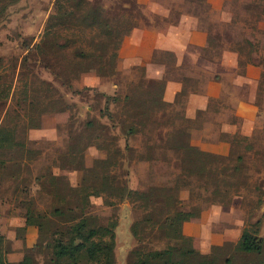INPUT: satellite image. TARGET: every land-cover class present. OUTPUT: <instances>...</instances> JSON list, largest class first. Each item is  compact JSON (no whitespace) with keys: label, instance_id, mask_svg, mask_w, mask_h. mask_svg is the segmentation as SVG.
I'll use <instances>...</instances> for the list:
<instances>
[{"label":"rangeland","instance_id":"374dc122","mask_svg":"<svg viewBox=\"0 0 264 264\" xmlns=\"http://www.w3.org/2000/svg\"><path fill=\"white\" fill-rule=\"evenodd\" d=\"M88 1L102 5L108 18L119 17L122 4L126 11L120 18L129 22L127 29L120 27L111 35L114 55L105 61L107 70L102 75L94 68H77L70 47L48 51L47 66L32 57L23 63L22 41L31 46L39 39L53 0H17L0 13V75L11 81L7 105H0V122L3 118L11 122V108L18 110L11 96L24 91L40 106L46 102L43 93L56 98L50 106L65 105L46 108L37 127L17 126L15 135L22 146L4 152L0 234L5 259L15 262L29 254L33 264H45L50 235L82 212L99 223L116 219L114 264H131L130 250L135 246L158 248L171 241L156 227L164 215L181 210L192 213L181 222V232L216 264H264V0ZM229 16L238 21L228 23ZM240 19L248 21L243 24ZM140 27L169 28L172 43L184 50L183 59L186 51H197L185 42L186 34L202 29L205 42L200 59L207 60L209 76L192 75L203 82L210 79L206 92L214 97L205 104L206 98L192 97L197 81L194 84L186 72L168 65L171 58L165 51L151 56L162 57L163 67L148 68L122 57L128 53L125 36ZM152 36L138 37L136 52L145 54L155 43ZM241 36L254 45L244 64L259 62L261 77L255 81L253 69L239 68L236 74L245 78L235 85L234 74L220 69L229 67L226 53L233 51L228 47ZM193 37L198 40L196 34ZM221 73L227 76L216 81L219 89L211 77ZM169 81L179 82L180 93L166 100L162 90L160 99L161 82ZM21 83L28 85L26 90L20 91ZM241 97L252 101V110L239 103ZM102 169L145 193V199L124 197L109 206L99 191L81 207L82 185L90 182L95 185L92 189H101ZM27 212L35 222L25 223ZM132 223L137 237L131 232ZM245 227L262 237L259 253L237 248Z\"/></svg>","mask_w":264,"mask_h":264},{"label":"trees","instance_id":"16d2710c","mask_svg":"<svg viewBox=\"0 0 264 264\" xmlns=\"http://www.w3.org/2000/svg\"><path fill=\"white\" fill-rule=\"evenodd\" d=\"M16 1L0 0V13H2L8 4ZM197 1L202 4V0ZM118 7L123 12L126 11L122 4ZM106 12L107 10L102 5L97 3L91 4L88 0H53V11L47 15L39 39L31 46L25 40L22 41L23 46H25L23 63L27 62V58L32 57L34 61H42L47 66L46 58L48 51L57 52L70 47L74 52L73 57L77 68H94L98 74H104V71L107 70V63L105 61H108L110 57L113 58L115 50V46L110 44L111 35L116 33L120 27L127 29V24L129 23H125V18H120L123 12H120L119 17L112 16L110 18L105 16L104 13ZM229 19L230 21L228 23L230 24L238 21L235 16H229ZM240 21L246 24L248 20L240 19ZM133 25V23L130 24V26ZM88 31L90 34L86 33ZM243 44H246V50L243 49ZM253 47L254 45L250 41V38H244L243 36H241L238 42L234 41L231 48L228 47L229 50L237 52L236 54L239 55L237 63L241 70L245 67L244 63L249 62L247 54L253 50ZM107 48L108 58H106ZM166 53L170 56L171 62H173L175 59L173 53L167 51ZM171 62L167 63L171 64ZM251 63L260 65L258 64L259 62ZM259 77H261V73ZM188 78L190 80L193 77L190 76ZM186 80L185 78V83ZM192 80L195 84L198 79ZM63 83L70 86L68 80L63 81ZM10 86L11 81L5 80V75H0V105L2 107L6 104L10 93ZM27 86L26 83H21L19 87L20 91L26 90ZM162 87L164 85L161 82L160 99L162 98L161 93L164 89ZM258 88L260 87L256 86V92ZM179 93L180 90L177 96ZM50 94H42L43 100L46 99L44 106H40V102L35 99L31 100L27 96L26 91L24 93L21 92L16 97L14 94L11 96L18 110L11 108V111L14 113L11 114L8 120L11 122H4V118L0 122V164L5 161L3 155L6 150H14V148H20L22 146L21 141L15 135L17 126L22 127L21 129L37 127L39 124V116L47 110L46 108L58 106L61 109L65 107L62 104L50 106V103L56 99ZM115 98L113 95V99ZM161 101L163 104H170L167 101ZM4 108V115L8 116L9 110L6 106ZM50 110L54 109L50 108ZM25 121L28 124L24 125ZM85 123L89 125L92 122L86 121ZM128 133H132V129L128 130ZM198 152L210 156V152ZM103 161L105 160L103 159ZM103 169L105 170V168ZM103 169L100 174L101 189H92L95 185L90 182L82 185L84 191L80 197L81 207L87 203L85 200L87 201L89 195L97 196L99 195V191H103L105 196L104 202L109 206L115 205L118 200L124 197L131 199L139 197L141 200L145 199V193L128 187L123 178H119L116 173L112 175L106 174V172L103 173ZM86 178L84 177V179ZM57 210V207L54 208V211ZM191 215V212L181 210H175L172 213L164 215L160 225L156 229L162 231L171 241L158 248L144 249L140 245L135 246L130 250L131 264H216L205 254L196 250L191 243L190 237L181 232V222ZM33 222H35L33 215L27 212L25 215V223ZM134 224L132 223L130 225V229L132 234L137 237L138 232ZM115 225L116 219L114 217L108 218L105 223H99L93 216L80 212L79 216L71 218L65 225H62V227H59L50 235L46 243L49 256L45 264H114L113 247ZM254 232L248 229V227L242 228L236 240L237 248L242 251L259 253L261 251L262 237L256 235ZM2 244L3 236L0 234V264H33L29 254H24L22 258L15 262L6 260L3 254ZM226 261L227 259H225Z\"/></svg>","mask_w":264,"mask_h":264},{"label":"crops","instance_id":"0c3cea01","mask_svg":"<svg viewBox=\"0 0 264 264\" xmlns=\"http://www.w3.org/2000/svg\"><path fill=\"white\" fill-rule=\"evenodd\" d=\"M170 32L171 30L167 27L163 28V29H158L155 27H140L139 29L137 28V30H132L131 32H129L125 38H124V46H127V50L128 53H126L125 55H122V57H127L129 62H138V63H144L147 65V67L149 68L150 66H154L155 64L161 65L163 67V63L161 61H159L162 57L157 56L156 58H153L151 56H153V54L157 51H167V52H175V59L173 62H171L174 66V68H179L180 71L182 72H186V74H188L189 76L193 77L192 74L196 75H206L205 76H209V65L207 63V60L204 62L202 61L200 58H202L201 56V52H200V47H203L204 45V37H205V32L200 29V28H193L188 34H186V39L185 42L187 43V45H193L194 48L197 49V51H195L193 54L189 53L188 51H186V59H183L184 53H182L184 50L180 49V47H176L174 43H172L171 41V37H170ZM187 32V29H186ZM147 33V34H146ZM150 34H152L153 39L155 41L154 44H150V46L148 48L145 49V54L141 52H136V49H138L137 43L136 41L138 40V37L142 38V37H149ZM194 34H196L198 36V40H194ZM190 38H192L193 40H190ZM178 40V39H175ZM176 47V48H174ZM124 47H122L123 49ZM198 50L200 52V54L198 53ZM226 54L228 55V63L229 67L223 69L221 72H225V70L228 69V73H231L232 76L234 74V81H235V85H237L238 82H241L243 80L244 75L245 74H236V72H238L239 70V66L236 63L237 62V54L236 52H228ZM174 55V54H173ZM221 57L225 55V53H221L219 54ZM203 59V58H202ZM152 63V64H151ZM169 65V64H168ZM146 68V67H145ZM244 69L247 70H251L253 69V71H255V76L251 79H254L255 81H257V78L259 77V72L261 70L259 65L253 64V63H249L246 64ZM214 75V74H213ZM218 75V74H216ZM219 77H211V79L214 80V83L217 84L216 81H224L225 77L227 76L226 73H221L218 75ZM191 79H196V77H193ZM208 80H204V82L198 78L197 83H198V88L190 93V95H192V97L196 98V96H202L205 99V102L210 98V97H214L210 94H207L206 90L208 87ZM203 82V83H202ZM256 85V83H254ZM219 89H220V84H217ZM254 85V86H255ZM180 84L179 82H175V81H169L166 82L164 85V89H163V97L166 100H173V98L175 97L174 95L177 93V91L180 89ZM171 88V91L169 92V89ZM176 92V93H175ZM239 103L243 104V106L245 107L246 104H248L247 109H251L252 110V101L241 97L239 99ZM240 104V105H241ZM242 106V105H241Z\"/></svg>","mask_w":264,"mask_h":264}]
</instances>
